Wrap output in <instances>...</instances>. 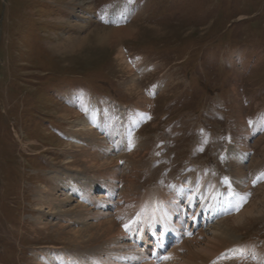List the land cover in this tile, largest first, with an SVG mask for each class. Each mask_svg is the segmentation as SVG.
I'll return each mask as SVG.
<instances>
[{
  "label": "rangeland",
  "instance_id": "374dc122",
  "mask_svg": "<svg viewBox=\"0 0 264 264\" xmlns=\"http://www.w3.org/2000/svg\"><path fill=\"white\" fill-rule=\"evenodd\" d=\"M130 25L134 39L118 48L98 44L109 29ZM67 46L73 50L63 52ZM59 107L79 121L95 107L103 112L102 127L114 124L109 112L130 119L131 131L123 126L122 134L104 139L123 156L114 180L67 167L83 153L72 158L74 146H91L74 144L86 138L73 131L78 119L62 118ZM263 116L264 0H0V264L96 262L94 249L102 244L83 247L66 235V228L81 229L72 216L38 210L47 197L59 200V181L72 178L83 193L88 182L117 190L116 203L126 179L135 177L141 192L200 178L221 181L229 191V149ZM247 137L254 201L264 194V127ZM96 191L88 209L112 218L110 206H96L106 201ZM75 197L73 205L83 204ZM128 203L117 206L125 212ZM118 226L124 237L119 246L113 242L116 249L109 243L111 256L129 245ZM242 242L264 254V220L243 232Z\"/></svg>",
  "mask_w": 264,
  "mask_h": 264
},
{
  "label": "bare ground",
  "instance_id": "6f19581e",
  "mask_svg": "<svg viewBox=\"0 0 264 264\" xmlns=\"http://www.w3.org/2000/svg\"><path fill=\"white\" fill-rule=\"evenodd\" d=\"M79 26L82 27L81 25ZM107 33L105 37H98V44L104 45L106 48H118L123 41L135 38L131 25L109 29ZM93 37L97 38L96 36ZM73 46L64 47L62 51L70 52L73 50ZM67 49L71 50L67 51ZM59 110L62 112V118L71 114L70 116L76 117L79 121L77 114L62 107H59ZM101 115H103L102 111H97L95 107L90 108L86 117L77 122L78 125L75 126L76 129L73 131L78 133L79 136H84L86 139H84V141H81V139H73L74 144L78 145L84 143L87 146H91V148L90 150H85L81 147L74 146V155L72 158L78 154L77 152L81 151L83 153H81L77 162L66 161L65 164H67V167L74 169L71 172H74L75 169H79L77 166L84 167L85 170H87L86 175L89 176L88 178L90 179H93L96 175H100L101 177H108L109 180H114V175L117 173L116 167H119L117 166V162L123 156H115L116 153H114V151L116 147L107 146L108 142L105 140H111L113 139L111 136L116 133H121L123 131V126L128 132L131 131L133 127L129 123L130 119L122 121L123 115L115 111L109 112L107 115V118L111 119L114 124L102 127L100 124H97L99 121L98 118ZM128 116L127 114L125 115V117ZM263 127L264 116L257 126L253 125L249 129L245 128L244 132L241 129V138L239 140L237 138L234 145L230 147L229 159L232 163L230 172L233 174V177L231 182L229 181V191L224 190V186L220 183L221 181H205L204 178H200L199 180H190L191 182H186L185 180L179 183L174 182V184L170 186L169 191L162 190L160 186H157L154 190L147 189L141 192L140 186H138L137 181H135L137 178H128L125 181V188L127 189H122L120 195L121 200L119 199L117 201L119 205H122L121 203L124 201L129 202L126 211L122 212V206H116L114 215L110 218L108 214H104L97 210V208H95L96 211L93 210L94 212H91L90 209H88V204L84 201L86 199L92 200L93 191H95V189L102 190V188L99 187L104 186L98 184L91 188L89 185L90 182H88L86 183L88 184V190L85 189L86 192L83 193L80 187L75 186L76 188H73L74 182L71 178L66 183L59 181L58 184L60 185L58 186H62V194L58 196L60 197L59 200L54 199V201H52V198L49 199V197H47L48 200L46 199V201L49 203L43 200L42 204L38 205V210L41 211L40 214L44 216L46 214L54 215V212L61 217L72 216L70 220H73V223L77 225H81V229L70 233L66 228V235L71 234V243L82 245L83 247L84 245L90 246L93 242L102 244V246H95L94 251L96 253L93 255L94 258L95 255L97 258L94 264H96L97 261L106 264H128L126 261L127 259L132 261L133 264H141L140 260L143 257H146L145 261H143L145 262L144 264H154L144 253L129 243H127L129 245L123 243L122 247L116 250L117 256H111L109 251H111L110 245L114 246V249H116L117 247H115L114 243L118 245V243H121L119 239L121 240L123 239L122 237H124L121 230L118 228L119 224H121L124 230L125 224L129 226L126 230L128 238L125 237L129 240V236L136 231L143 233L147 238L145 233L146 224L151 225L161 220L169 221L171 223V230H174L180 236V242L167 252L161 264H264L263 252H260L252 244L243 243L244 241L242 242L243 232L245 234L255 223L264 220V194L257 200H251L250 196L255 186L249 184L251 180L249 181L248 177L253 172L249 174L247 171V167H245L247 157L244 155L248 148V133L251 131H260ZM99 135L102 136L98 137ZM118 144L120 143H117V145ZM261 144L259 146L260 150L264 151V143L263 145ZM261 163H263V161H260V164ZM254 169L257 170V167ZM89 173H94V176ZM69 186H71V188ZM261 188H264V184L259 187V190ZM69 191L72 192L70 195L68 194ZM46 192L48 191L44 190V193ZM72 196L78 197L83 204L77 203L73 205ZM135 196L136 198H134ZM95 204L99 208L105 207V202ZM70 205L73 207L68 208ZM52 210L54 212H52ZM139 218L143 225L137 224ZM184 218H186L185 222L183 221ZM117 220L120 222H117ZM196 222L200 223V228L198 230L194 229ZM107 243L108 246L106 250L108 252L105 253L106 250L102 247ZM108 247L110 248L108 249ZM101 249L104 250L103 253ZM124 249L129 251V256L122 258L120 255ZM101 254L105 255L98 256ZM104 256L105 261L102 260ZM165 257L170 258L165 259ZM63 261V264H66L67 261Z\"/></svg>",
  "mask_w": 264,
  "mask_h": 264
},
{
  "label": "snow or ice",
  "instance_id": "6c2138e0",
  "mask_svg": "<svg viewBox=\"0 0 264 264\" xmlns=\"http://www.w3.org/2000/svg\"><path fill=\"white\" fill-rule=\"evenodd\" d=\"M262 175H264V174H262ZM128 227H129V226H128L127 224L124 225L125 230H127ZM169 258H170V257H165V259H169Z\"/></svg>",
  "mask_w": 264,
  "mask_h": 264
}]
</instances>
